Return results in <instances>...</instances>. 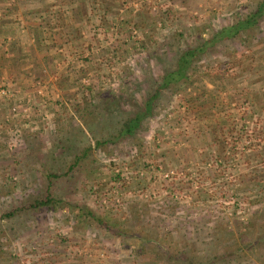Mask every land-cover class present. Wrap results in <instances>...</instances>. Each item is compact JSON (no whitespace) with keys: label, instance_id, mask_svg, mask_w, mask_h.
I'll return each instance as SVG.
<instances>
[{"label":"rangeland","instance_id":"obj_1","mask_svg":"<svg viewBox=\"0 0 264 264\" xmlns=\"http://www.w3.org/2000/svg\"><path fill=\"white\" fill-rule=\"evenodd\" d=\"M262 1L63 0L75 8L56 53L75 93L47 101L48 89L21 97L0 86V264H264L263 246L235 251L240 232L264 239V16L163 90L134 137L98 145L144 106L180 49ZM43 2L55 0L0 7L47 29ZM47 194L65 204L6 217Z\"/></svg>","mask_w":264,"mask_h":264},{"label":"crops","instance_id":"obj_2","mask_svg":"<svg viewBox=\"0 0 264 264\" xmlns=\"http://www.w3.org/2000/svg\"><path fill=\"white\" fill-rule=\"evenodd\" d=\"M18 15L21 17L13 18L11 8L0 7V86L21 97L38 96L39 90L48 89L44 92L47 101H51V96L55 99L58 93L67 97L75 93L76 76L64 64V57L59 54L62 50L55 45L62 42L64 28L56 31L48 24L45 29L43 22L37 25L38 19L29 18L26 22L22 14ZM35 79L49 84L45 88V84H38L41 82L36 84Z\"/></svg>","mask_w":264,"mask_h":264},{"label":"trees","instance_id":"obj_3","mask_svg":"<svg viewBox=\"0 0 264 264\" xmlns=\"http://www.w3.org/2000/svg\"><path fill=\"white\" fill-rule=\"evenodd\" d=\"M73 3L74 0H70ZM96 1V0H95ZM98 3V1L96 2ZM74 5V4H73ZM58 7L54 9L53 7ZM42 7L39 10V13L43 19L49 17L50 28L56 31L62 30L65 21H69L68 17L71 18V15L74 13V8H72L71 3L68 4V9L63 0H55L50 6L46 5L45 2L42 3ZM83 7L84 11L89 14V8L85 4L80 5ZM82 9V10H83ZM32 13V11L28 12ZM83 11L80 12L82 14ZM44 16H46L44 18ZM81 16V15H80ZM264 16V1H262L257 8V11L248 15L245 19L239 20L233 25L225 27L210 37L208 40L204 41L201 45L191 47L187 46L183 49H180L178 52V56L175 62V65L171 66L168 70L165 71L161 78V82L156 84L153 92L149 94L147 100L142 108H138L133 111L130 116L125 118L121 123L118 133L114 136L113 139L106 140L105 142H98L99 146H103L105 144H118L125 139L134 137L136 133L142 128L144 121L151 117L156 110L157 100L159 95L163 90H167L174 85H178L181 82H189L191 80V74H196L195 62L197 59L203 54L207 53L209 49L216 47L218 44L229 40L235 39L239 37L242 33H247L255 26H257L259 20ZM86 157V152H83L80 155H77L75 160H73L70 165V171L75 169V167ZM68 170L67 173L70 171ZM65 204L60 199L54 198L52 195H46L44 198H39L34 200L33 202H29V205H24L21 208L15 209L13 212H9L6 214V217H13L18 214L22 209H39L41 207H54L56 205ZM63 207V206H62ZM249 232H240L238 234L237 239L235 240V251L237 252H252V250L258 248L259 246H263L264 248V239L257 238L253 241H247L246 235ZM172 262H182L184 264H210L209 259H201L200 256H187V257H170Z\"/></svg>","mask_w":264,"mask_h":264},{"label":"built area","instance_id":"obj_4","mask_svg":"<svg viewBox=\"0 0 264 264\" xmlns=\"http://www.w3.org/2000/svg\"><path fill=\"white\" fill-rule=\"evenodd\" d=\"M2 93H5L4 91H2Z\"/></svg>","mask_w":264,"mask_h":264}]
</instances>
